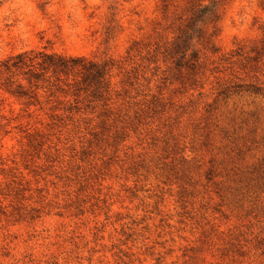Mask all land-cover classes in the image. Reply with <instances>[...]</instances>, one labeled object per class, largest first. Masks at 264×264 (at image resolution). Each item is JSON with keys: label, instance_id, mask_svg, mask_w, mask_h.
<instances>
[{"label": "rangeland", "instance_id": "rangeland-1", "mask_svg": "<svg viewBox=\"0 0 264 264\" xmlns=\"http://www.w3.org/2000/svg\"><path fill=\"white\" fill-rule=\"evenodd\" d=\"M189 2L0 0V60L107 63L44 110L0 92V264H264V92L223 94L264 0H225L196 63L171 49Z\"/></svg>", "mask_w": 264, "mask_h": 264}, {"label": "trees", "instance_id": "trees-1", "mask_svg": "<svg viewBox=\"0 0 264 264\" xmlns=\"http://www.w3.org/2000/svg\"><path fill=\"white\" fill-rule=\"evenodd\" d=\"M225 0H190L186 15L180 18L172 53L187 59L191 52L194 62L199 61L197 45L204 50L217 52L215 39L220 32V7ZM210 26L211 31H209ZM262 37L249 49L241 47L237 52L242 68L249 80L241 78L230 89L235 93L245 92L261 95L264 82L258 74L264 71V24ZM107 75V63L99 64L83 57H67L47 50H27L0 60V92L19 101L25 108L57 103V95L79 97L90 90L97 92ZM73 76L72 82L69 77ZM56 108V107H55ZM53 109V108H51Z\"/></svg>", "mask_w": 264, "mask_h": 264}]
</instances>
